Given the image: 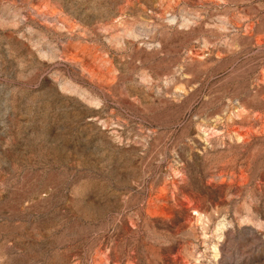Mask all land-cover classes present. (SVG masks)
<instances>
[{
    "label": "rangeland",
    "instance_id": "obj_1",
    "mask_svg": "<svg viewBox=\"0 0 264 264\" xmlns=\"http://www.w3.org/2000/svg\"><path fill=\"white\" fill-rule=\"evenodd\" d=\"M0 264H264V0H0Z\"/></svg>",
    "mask_w": 264,
    "mask_h": 264
}]
</instances>
